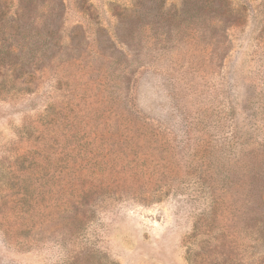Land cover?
<instances>
[{"label": "rangeland", "instance_id": "obj_1", "mask_svg": "<svg viewBox=\"0 0 264 264\" xmlns=\"http://www.w3.org/2000/svg\"><path fill=\"white\" fill-rule=\"evenodd\" d=\"M161 2L0 0V264H264V0Z\"/></svg>", "mask_w": 264, "mask_h": 264}, {"label": "trees", "instance_id": "obj_2", "mask_svg": "<svg viewBox=\"0 0 264 264\" xmlns=\"http://www.w3.org/2000/svg\"><path fill=\"white\" fill-rule=\"evenodd\" d=\"M196 2V1H194ZM165 4V0H162L160 9H163ZM186 10V21L189 26H194V21L196 18L203 16L205 17H211V16H218L221 15V10L217 6L213 5H197V3H193V5L183 7L182 11ZM191 15V16H190ZM154 22H150L148 24H144V26H150L152 28L155 27ZM98 24V23H96ZM137 27H140L137 26ZM99 28V27H98ZM51 40L52 35L50 36ZM116 38L119 42V44L124 45L125 47L129 46L130 41L128 38H124L122 34H120V30L118 29L116 31ZM81 55L77 60H81V64L84 63V61L81 59ZM124 57L127 59V55L124 54ZM119 61V60H118ZM82 66V65H79ZM84 66V65H83ZM84 68V67H82ZM71 132L69 131V134ZM82 161V160H81ZM81 165H85L86 163L84 160L80 163ZM84 169H81L83 171ZM80 173H74L71 176H74L73 178L69 175V177L66 178L67 182L65 184V188L63 190L64 197V208L63 213L64 217L63 220L65 221V228H70L66 232L67 234H74L76 236L84 235L86 225H87V219L88 214L90 212V207L92 206V203L94 201V197L98 196V194L101 192L102 187L109 188L111 190L117 188L118 184L116 186L114 185V180L112 179V174H105V172L101 171H94L93 169L89 168L85 172ZM87 218V219H86ZM73 229V230H72ZM257 241L264 245V237H260L257 239ZM73 264H90V262L82 259L81 261H74ZM100 264H112L108 259H104V261H101Z\"/></svg>", "mask_w": 264, "mask_h": 264}]
</instances>
